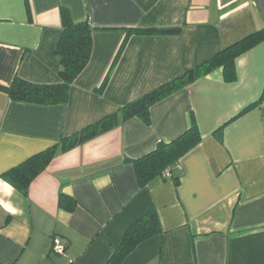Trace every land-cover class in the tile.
I'll return each mask as SVG.
<instances>
[{"label": "crops", "instance_id": "1", "mask_svg": "<svg viewBox=\"0 0 264 264\" xmlns=\"http://www.w3.org/2000/svg\"><path fill=\"white\" fill-rule=\"evenodd\" d=\"M62 7L98 28L93 53L64 104L17 101L0 90V264H106L152 204L163 232L121 264H264V41L237 57L235 80L217 68L154 104L149 123L135 116L59 152L28 194L2 177L264 27V0H0V84L16 73L60 80ZM166 26L182 29L129 36L113 65L125 28ZM193 118L202 140L174 167L179 184L157 176L141 186L134 160ZM61 192L76 199L73 210L60 207Z\"/></svg>", "mask_w": 264, "mask_h": 264}, {"label": "trees", "instance_id": "2", "mask_svg": "<svg viewBox=\"0 0 264 264\" xmlns=\"http://www.w3.org/2000/svg\"><path fill=\"white\" fill-rule=\"evenodd\" d=\"M61 14L62 33L55 49L61 61L60 80L55 83H37L24 79L16 73L10 84H0V90L6 92L10 98L38 105L64 104L69 100L72 84L84 71L91 59L94 48V32L98 28L93 26L88 19L75 21L66 7H62ZM181 29L180 26L125 28L126 35L113 65L120 58L129 36L133 34H179ZM262 41H264V27L221 49L207 60L185 70L182 74L137 99L122 105L117 111L107 114L73 134L63 136L52 146L33 154L4 172L2 177L21 192L28 194L31 183L45 171L59 152H67L114 129L125 120L135 116L142 117L149 123L151 121L150 109L154 104L217 68H223L226 80H235L237 78V57ZM109 80L110 73L106 75L101 86L97 89L100 93L104 92ZM256 104L257 102L248 106L244 112ZM215 134L222 138V127ZM201 140L202 134L196 120L193 118L190 127L175 139L170 142L162 141L154 150L135 159L134 165L140 185H147L157 176L173 177L176 184H179V176H174L173 169L177 166L181 157L198 145ZM166 170L170 171V176L165 175ZM59 204L60 207L71 211L76 207L77 201L72 196L61 192ZM162 232L163 227L158 209L152 204L127 227L121 242L106 264H121L141 242Z\"/></svg>", "mask_w": 264, "mask_h": 264}, {"label": "built area", "instance_id": "3", "mask_svg": "<svg viewBox=\"0 0 264 264\" xmlns=\"http://www.w3.org/2000/svg\"><path fill=\"white\" fill-rule=\"evenodd\" d=\"M165 175L166 176H170V171L169 170H166L165 171ZM54 250L56 252H59V253H63L65 251V245L60 241V240H56V242L54 243Z\"/></svg>", "mask_w": 264, "mask_h": 264}]
</instances>
